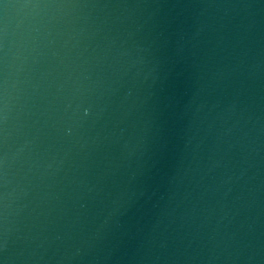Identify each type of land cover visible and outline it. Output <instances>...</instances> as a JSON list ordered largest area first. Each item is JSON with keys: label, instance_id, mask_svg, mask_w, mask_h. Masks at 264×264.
Segmentation results:
<instances>
[{"label": "water", "instance_id": "1", "mask_svg": "<svg viewBox=\"0 0 264 264\" xmlns=\"http://www.w3.org/2000/svg\"><path fill=\"white\" fill-rule=\"evenodd\" d=\"M0 264H264V0H0Z\"/></svg>", "mask_w": 264, "mask_h": 264}]
</instances>
